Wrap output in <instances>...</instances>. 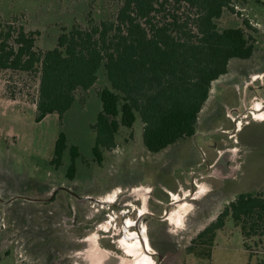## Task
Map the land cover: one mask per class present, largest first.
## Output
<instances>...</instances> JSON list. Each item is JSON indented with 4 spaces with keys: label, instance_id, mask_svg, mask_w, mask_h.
Returning a JSON list of instances; mask_svg holds the SVG:
<instances>
[{
    "label": "rangeland",
    "instance_id": "374dc122",
    "mask_svg": "<svg viewBox=\"0 0 264 264\" xmlns=\"http://www.w3.org/2000/svg\"><path fill=\"white\" fill-rule=\"evenodd\" d=\"M108 1L0 0V21L13 19L16 27L38 31L36 45L47 51L61 28L85 24L90 8L99 20L111 6ZM243 13L255 21L251 7ZM241 62L246 61L232 60L229 68L238 69ZM260 70L264 63L247 69ZM107 85L101 69L94 86L76 94L61 126L56 115L36 123L38 80L0 70V264H182L184 247L227 203L239 193L264 189V122L258 123L264 121V101L249 102L239 114L223 109L232 121L209 123L208 129L219 127L209 147L190 138L151 154L137 120L132 129L119 130L116 147L99 166L91 151V125L101 110L97 91ZM252 91L264 96L257 85ZM59 130L80 153L72 180L65 176L67 153L62 167L47 164ZM189 149L192 154L174 155ZM196 153L199 165L192 159ZM18 196L30 200L12 199ZM167 202L171 209L163 224L140 220L141 213H156ZM250 244L246 251L238 228L227 219L212 242V261L264 264V243Z\"/></svg>",
    "mask_w": 264,
    "mask_h": 264
},
{
    "label": "trees",
    "instance_id": "16d2710c",
    "mask_svg": "<svg viewBox=\"0 0 264 264\" xmlns=\"http://www.w3.org/2000/svg\"><path fill=\"white\" fill-rule=\"evenodd\" d=\"M96 20L61 28L53 49L36 45L38 31L15 20L0 21V70L38 80L35 122L55 114L61 126L78 92L90 90L102 69L108 83L97 91L101 110L91 125L93 161L116 147L121 128L141 124L144 149L157 154L192 138L212 82L231 60H248L256 49L257 23L243 11L259 0H109ZM232 17H225V14ZM69 156L66 178L80 158L59 130L53 157L58 169ZM227 219L238 228L246 251L264 243V189L237 194L192 243L209 244ZM252 254V253H251ZM251 256V255H250Z\"/></svg>",
    "mask_w": 264,
    "mask_h": 264
},
{
    "label": "crops",
    "instance_id": "0c3cea01",
    "mask_svg": "<svg viewBox=\"0 0 264 264\" xmlns=\"http://www.w3.org/2000/svg\"><path fill=\"white\" fill-rule=\"evenodd\" d=\"M259 1L264 3V0H259ZM262 8H264V5L262 6L258 5L257 8H252L253 13L255 14L256 17L255 22L259 26L257 27L258 33L256 38L257 39L256 49L253 56L248 60H239L246 62H241L240 64H237L239 66L238 69H233L232 67L228 68V72L225 75L219 77L217 80L212 82L209 91V97L205 103V106L203 107V109L199 114L198 122H197L196 135L198 137H204V138H197L195 141L193 140V144L195 142H198V140H201L200 141L201 144L199 143L200 145L204 147H209V141L213 138V136L205 137L204 135L207 136L208 134H210L211 131H217L219 127L217 126L218 128H216L214 126L208 129L207 126L210 125L215 120L216 121L218 120L217 122L221 123L220 125L222 126L226 125L224 124L226 120L227 122L232 121V119L230 120L229 118H227V116L224 115V113L222 112V110L225 109L226 107H228L229 109L231 108L234 112L239 114L242 106L245 107L244 109H249L246 107V105L249 102H254V101L258 102L259 99L261 101H264V96H257L252 91V87L254 85H257L261 89H264V79L259 80V77L261 75H264V70H260L259 72L247 71V69L261 66L262 63H264V12H261L259 10ZM253 77L256 78L258 77V79H255ZM261 122L264 121L261 120L258 123ZM204 126L205 128L201 130V128H203ZM13 140L14 143H16L17 141L16 137H13ZM206 140H208V142ZM180 151H181L180 153L174 155L187 156L189 152L191 154L193 153V151L191 152L190 149L188 151L187 150L186 151L180 150ZM197 154L198 153H196V155L193 154V156L191 155L192 159L195 156L197 160V156H198ZM42 161H48V160L43 159ZM196 163L199 165L198 160L196 161ZM179 189H181V187H179Z\"/></svg>",
    "mask_w": 264,
    "mask_h": 264
},
{
    "label": "flooded vegetation",
    "instance_id": "af4514ba",
    "mask_svg": "<svg viewBox=\"0 0 264 264\" xmlns=\"http://www.w3.org/2000/svg\"><path fill=\"white\" fill-rule=\"evenodd\" d=\"M236 125V121H234ZM214 131H211L210 134L205 137L214 136ZM197 138H204V137H198L195 134L192 136V140H196ZM208 142V140H206ZM190 188H192V185H190ZM66 192V191H65ZM68 194H71L69 192H66ZM77 199H81L80 197H77ZM173 204V203H172ZM171 203H165L163 208H160V210L154 212H149L148 209L146 212L141 213L140 220H143V218H150L153 221L157 222L158 224H163L164 221H167V217L170 213V207ZM176 205V204H174ZM159 208L158 206H155V209ZM165 232H168V229H164ZM212 250L213 246L212 244H197V243H189L186 247L183 249V262L182 264H215L212 261Z\"/></svg>",
    "mask_w": 264,
    "mask_h": 264
},
{
    "label": "water",
    "instance_id": "95a60500",
    "mask_svg": "<svg viewBox=\"0 0 264 264\" xmlns=\"http://www.w3.org/2000/svg\"><path fill=\"white\" fill-rule=\"evenodd\" d=\"M62 190H64V191H66V192H69V193H71L68 189H66V188H61ZM15 198H23V199H28V200H30L29 198H26V197H14V198H12V199H15Z\"/></svg>",
    "mask_w": 264,
    "mask_h": 264
},
{
    "label": "bare ground",
    "instance_id": "6f19581e",
    "mask_svg": "<svg viewBox=\"0 0 264 264\" xmlns=\"http://www.w3.org/2000/svg\"><path fill=\"white\" fill-rule=\"evenodd\" d=\"M252 116H253V115H252ZM259 116L261 117V115H260V114H259ZM262 116H264V115H262ZM252 118H253V117H252ZM238 123H240V122L238 121V122H237V124H238Z\"/></svg>",
    "mask_w": 264,
    "mask_h": 264
}]
</instances>
